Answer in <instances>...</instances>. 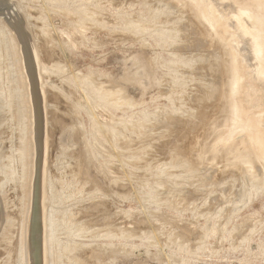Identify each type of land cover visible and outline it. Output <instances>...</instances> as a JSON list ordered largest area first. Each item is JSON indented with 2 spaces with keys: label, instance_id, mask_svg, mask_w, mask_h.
<instances>
[{
  "label": "rangeland",
  "instance_id": "1",
  "mask_svg": "<svg viewBox=\"0 0 264 264\" xmlns=\"http://www.w3.org/2000/svg\"><path fill=\"white\" fill-rule=\"evenodd\" d=\"M186 1L0 0V33L5 24L17 45L0 36V93L10 113L0 123L10 148L4 182H14L18 212L21 124L7 93L17 56L32 104L30 206L40 169V215L53 243L54 263L42 264H264V168L248 157L264 141L239 129L226 151L208 128L217 119L225 130L217 111L202 133L207 120L194 102L213 77L230 79L229 55L219 32L196 24V36L186 27ZM238 2L254 27L264 26V0ZM191 38L206 48L189 46ZM215 61L223 74L206 70ZM252 106L264 119V101ZM240 108L247 119L249 108ZM169 118L182 120L176 130L163 125ZM15 255L5 250L0 264Z\"/></svg>",
  "mask_w": 264,
  "mask_h": 264
},
{
  "label": "bare ground",
  "instance_id": "2",
  "mask_svg": "<svg viewBox=\"0 0 264 264\" xmlns=\"http://www.w3.org/2000/svg\"><path fill=\"white\" fill-rule=\"evenodd\" d=\"M221 1H224V0H221ZM218 2L219 1H217V0H188V1H186L184 3L185 6L193 14V16H191V15L187 16L189 18L190 22H189V24L186 25V27H189L190 32H193L195 35H196V31L198 28H193V26L196 24H198L200 27H202V29L207 28V30H215V31L219 32L224 43L226 44V46L222 49L225 52L224 54H226V52H227L229 55V61L226 62V64H225V66H226L225 67V69H226L225 74L230 79L224 78V80L220 81L222 79V76L224 75L223 74L224 71L220 70L221 68H223V66L220 69L218 68L220 70L219 74L220 73L223 74L221 76V79L219 78L218 74H216V75H218V78L220 80H218L217 78H214V77L212 78V76H211L212 79L210 80L208 87H206L208 92L207 91L206 92L205 91L199 92V96L201 97V103L199 104L197 102L198 101L197 100L194 102V104H195L194 106H196L195 109L199 111V114H201L202 117L205 120H207L205 125H204V128H203L204 130L202 131V133H206V135L208 134L207 133L208 130L207 131L205 130V127L207 126L206 124L210 125V122H209L210 119L211 118L215 119L214 118V117H216L215 112L217 111L218 114L222 113L224 115V119H225V121H224V126H225L224 129L225 130L224 131H221L222 128L220 129L218 127L219 124L217 123L218 122L217 119H215V122H216L215 126H213V124H212L208 128H211L209 130L211 133H214V131L216 132V136H215L216 139H214L215 143L221 144L223 148L228 146L225 148V150L228 152H232L230 147L232 145V142L235 140L234 139L235 135H237L239 133V129L241 130V132H243V130H249V132L247 134H252L253 138H254V133L260 134L261 138L264 141V135L262 134V131H264V119H262L260 116L256 115L252 111H250V110H253L252 104L259 102V101H264V93L262 92L263 94H261V92H260L261 90L264 91V49L262 48V46L260 44L261 41L264 39L263 38L264 26L254 27L253 22L248 21L250 13L246 10V8L242 5L241 2H238V0H227L226 3H220V4H218ZM219 5H224V8L220 9ZM256 16H258V15L256 14ZM194 18H196V20H194ZM248 22L251 24H248ZM3 25L4 26H2V27H4V28L1 27V29L3 30L4 33L1 32L0 36L2 34H5L7 37H9V35H10V39L8 40V43H11V45L13 46V49H14V46H17V45H15L16 42L14 39L11 38L12 36L10 34V29L8 27H6L5 24H3ZM202 29H201V32H202ZM191 39H195V38H191ZM195 40L198 43L190 41L189 46L193 45L195 47V46L199 45L198 47H200L201 49L206 48L204 43L200 42L199 39H195ZM245 46H248V48H247L248 52H249L248 58H247V54L244 53V50H245L244 47ZM260 48H261V50H260ZM222 49H220V50L222 51ZM48 52H49V50H48ZM17 59H19V58H17V56H16L14 58V63L12 66L14 68V71H12L13 72L12 76L15 79V82H14L13 86H10V88H11L10 92H7V93H9L8 94L9 98H10L9 102L11 103V106L12 107L14 106V108H15L14 114L19 119L20 124H21L20 125L21 126V133L19 132L20 133L19 135L21 137H19V147L17 149L18 150L17 155L19 156L18 159L21 162V173H22V184H21V186H22L23 194H22V196H20V202H19L20 207H19L18 213L25 215L27 222H26L25 248H23V237H19V245H18V249L16 250V255H15L13 261H15L14 264H42L43 257H46L47 261L49 258H51V262L54 263V261L52 260V256H53L52 245H53V243L51 242V234L49 232V228L46 227V223L44 226L45 216H43V215L41 216L39 214V212L34 213V210L32 212V209L30 206L31 205V200L29 198L30 186H31L32 180H33V176H31V173H32L31 171H32V167H33L32 166L33 137L31 134L32 104H31V95H30L29 87L27 86V79H26L25 73L22 72V70L18 68ZM223 60L226 61L225 59H223ZM245 61H247V63H245ZM249 61H250L249 65H251V66L248 65ZM209 62H210V60H209ZM214 63H216V61L212 62V64L214 66H209L208 69H206V70H209L210 73L212 71L213 73L211 75H213V76L215 73H217L216 72L217 66H215L217 63L216 64H214ZM219 66H221V65H219ZM250 67L252 68V70ZM1 69L3 70V68H1ZM218 69H217V71H219ZM5 71H6V69H5ZM221 71H223V72H221ZM9 75L10 74H8V76ZM6 78H7V76H6ZM201 79H202V76H201ZM8 81H9V79H8ZM1 85H3V84H1ZM4 87H5V85H4ZM2 88H1V90H2ZM8 88H9V86H8ZM2 94L5 97L3 92L1 93V95ZM8 95H6V96H8ZM3 96H2V98H3ZM206 102H209V103H206ZM205 104H207L209 106L206 107ZM197 105H198V107H197ZM242 105H246L249 108V110H248V116L249 117L247 119H244L245 113L240 108V106H242ZM211 107H215V108L213 110L211 109L212 110L211 111L209 109ZM5 109H6V107H5ZM260 110H258V111H260ZM263 114H264V112H263ZM209 116H210V119H207ZM169 119H165L163 125H165V126L172 125L171 127L172 128L174 127L175 130L177 129L178 124H180L179 122L182 121V120L175 121L174 119H171V118H169ZM38 120H39V118H38ZM249 126L250 127L255 126L256 131L253 132V129H251ZM225 134H228V135H225ZM205 138H207V137H204V139ZM255 141H256V139H255ZM245 142L250 143L251 141L247 140ZM257 144L258 145L256 147H254V149L252 150V152L249 154L248 157H250L249 160L251 161L253 167L259 166V168H260V166H262L264 168V143L263 144L257 143ZM221 145H219V146H221ZM238 150H239V148H238ZM180 152H181V150H180ZM181 154H182V152H181ZM236 156H239L237 158L244 157L243 153L241 155L239 154ZM228 167H229V165H228ZM236 167H237V164L235 165V168ZM255 170H257V169L255 168ZM226 171L227 170H225V172ZM232 171L235 172L234 168ZM222 172H223V174H225L224 170ZM228 172L231 173V169ZM260 172H262V171H260ZM13 173H11V174H13ZM8 174H10V173H8ZM44 183H45V181H44ZM31 213H32V225L30 228L29 218L31 216ZM41 214H42V212H41ZM50 230L52 231V229H50ZM29 231H30V233H29Z\"/></svg>",
  "mask_w": 264,
  "mask_h": 264
},
{
  "label": "water",
  "instance_id": "3",
  "mask_svg": "<svg viewBox=\"0 0 264 264\" xmlns=\"http://www.w3.org/2000/svg\"><path fill=\"white\" fill-rule=\"evenodd\" d=\"M39 111L42 118L41 105ZM9 117L10 113H5L4 101L0 93V123H8ZM40 127L42 130V123H40ZM41 133V142H44L43 131ZM8 154L9 135L7 127L0 130V259L5 250H10L14 253L18 249L19 237H23V248H25L26 242V217L21 213L11 210L14 182L5 187L4 176L10 166L7 162ZM39 171V174L37 175L36 173L34 178L32 211L34 210V213L39 212L40 214L42 211V170L39 169Z\"/></svg>",
  "mask_w": 264,
  "mask_h": 264
}]
</instances>
